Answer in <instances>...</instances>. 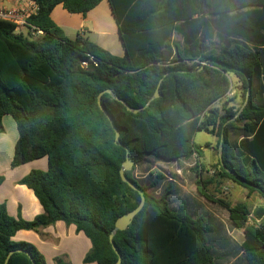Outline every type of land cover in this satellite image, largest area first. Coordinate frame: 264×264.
I'll return each mask as SVG.
<instances>
[{
    "label": "trees",
    "instance_id": "16d2710c",
    "mask_svg": "<svg viewBox=\"0 0 264 264\" xmlns=\"http://www.w3.org/2000/svg\"><path fill=\"white\" fill-rule=\"evenodd\" d=\"M34 1L39 9L28 22L42 35L18 33L0 20V134L10 115L19 135L12 169L47 158L46 171L34 169L19 182L33 191L43 213L28 221L0 204V264L12 251L8 264H47L33 244L14 237L57 222L90 240L84 263L115 264L110 235L141 202L121 179L127 157L134 168L126 176L146 201L129 228L114 236L121 264H264L263 216L250 224L246 204L214 199L207 188L227 180L264 200V0H108L123 57L82 35L69 39L51 18L58 5L86 16L104 0ZM175 33L183 48L173 44ZM216 38L224 42L219 51L211 46ZM231 76L242 107L251 83L243 109L228 98ZM106 90L122 101L101 96L118 142L99 107ZM198 132L216 136L218 149L223 138L215 180L203 177L210 171L201 162L205 147L194 142ZM193 159L198 198L228 211L231 225L244 231L240 247L226 229L217 233L215 223L223 225L207 208L205 215L191 213L186 200L193 196L163 183V175L140 180L134 174L138 166ZM195 202L193 209L202 206ZM55 264L71 263L57 258Z\"/></svg>",
    "mask_w": 264,
    "mask_h": 264
},
{
    "label": "crops",
    "instance_id": "0c3cea01",
    "mask_svg": "<svg viewBox=\"0 0 264 264\" xmlns=\"http://www.w3.org/2000/svg\"><path fill=\"white\" fill-rule=\"evenodd\" d=\"M51 18L71 40L82 35L115 56L123 57L126 54L108 0L102 1L86 16L70 14L62 5H58L53 10ZM92 37H95V40ZM2 122L4 132L0 134V177H3V181L0 182V204H6L11 216L16 218L21 216L30 221L42 214L43 208L33 191L19 182L39 165L41 170L46 171L48 160L47 164L45 161L47 158H43L12 169L11 162L19 137L18 130L10 115L4 116ZM14 240L33 244L44 255L47 264H55L57 258H63L71 264H86L84 258L92 247L90 240L84 234L78 233L75 226H67L63 222H57L41 229L40 232L21 231Z\"/></svg>",
    "mask_w": 264,
    "mask_h": 264
},
{
    "label": "rangeland",
    "instance_id": "374dc122",
    "mask_svg": "<svg viewBox=\"0 0 264 264\" xmlns=\"http://www.w3.org/2000/svg\"><path fill=\"white\" fill-rule=\"evenodd\" d=\"M92 39L95 40V37H92ZM173 44H178L181 48L184 47L183 39L181 36H179V34L174 35ZM223 45L224 42L216 38L211 46L213 49L219 51L222 49ZM231 80L232 90L231 93L228 95V98H235V101L232 105L237 110H239L242 107L243 99L241 97V91H238V89L236 88H239L240 86L238 85L235 76H231ZM215 106H221V103L216 104ZM194 142L197 145L205 147L204 156L201 159V162L210 172H203L204 179L215 180V174L218 172L216 166L219 160L218 138L205 132H198L194 137ZM208 145H210L211 147H207ZM45 161L47 164V159H45ZM195 162V159L182 164L155 162L148 169H146V166L136 167L134 174L135 177L140 180H143L151 174L153 175V178L157 175H163V183H173L177 185V187L181 190V194L193 196L189 198L190 200H186L188 209L189 211H191V213L197 216L205 215V212L208 209L224 227L223 228L220 226L219 228L220 224L218 225L217 223H215L216 227L218 228L217 233H222V235H224L226 229V232L232 241V245L240 247L244 239V231L241 229H236L231 225L228 211L218 204L210 203L204 198H198L199 196L197 194L195 183L196 176L191 171V168L195 166ZM36 169L41 170L40 165ZM207 188L209 194L213 196L214 199L225 200L229 202L232 206L241 203L246 204L250 209V224L259 223V221H256L258 215L263 216L262 218L264 219V200L261 199L258 195H249L247 190L227 180L223 181L221 186L217 185L215 181H212L210 184L207 185ZM163 189L164 188L159 189L157 190V192L160 193ZM171 198L173 199L174 197L172 196ZM198 200L201 202L200 204L202 206H198L196 209H193L192 206L196 205V202L194 203V201L198 202ZM176 203L178 204V202ZM204 204L206 207H204ZM196 211L198 212L197 214ZM230 259V262L234 260V258ZM235 262L236 264H247L246 261H237V259H235Z\"/></svg>",
    "mask_w": 264,
    "mask_h": 264
},
{
    "label": "water",
    "instance_id": "95a60500",
    "mask_svg": "<svg viewBox=\"0 0 264 264\" xmlns=\"http://www.w3.org/2000/svg\"><path fill=\"white\" fill-rule=\"evenodd\" d=\"M250 87H251V83H249V89H248V92H247V95H246V100L244 102V105L243 107L247 104L248 100H249V96H250ZM104 93H107V94H110L111 96H113L117 101H120L122 102L113 92L112 90H106L105 92L101 93L99 98H98V102H99V107L101 108L102 112L108 116L115 132H116V142L119 141V137H120V133L118 131V129L116 128L115 126V123L114 121L110 118V116L108 115V113L106 112V110L102 107V104H101V96L104 94ZM159 96V93L158 91L156 92L155 96L153 99L157 98ZM242 107V109H243ZM128 110H131L130 107H127ZM135 113L138 112V110H135L134 111ZM222 151H223V138L221 139L220 141V145H219V159L221 160L222 159ZM134 166V163L132 161H130V159L127 157V160L126 162L123 164V167L120 171V175H121V179L123 182L127 183L132 189H134L135 191H137L140 195H141V202L139 204V206H137L134 210H132L131 212L123 215L122 217H120L116 224H115V228L114 230L112 231L111 235H110V241L112 243V246H113V249L115 250V252L118 254L119 258H118V261L115 263V264H121V261H122V257L120 255V253L118 252L115 244H114V236L116 235L117 232L119 231H125L129 228V226L131 225L132 221L134 220V218L142 211L144 205H145V201H146V197L144 195V192L139 188L137 187L132 181H130L127 176H126V172L128 171H131L132 168ZM18 251H22V250H18ZM15 252L12 251L9 253V255L7 256L6 258V261H5V264H8V261L10 259V257L14 254ZM29 257L31 258L30 254H28Z\"/></svg>",
    "mask_w": 264,
    "mask_h": 264
},
{
    "label": "built area",
    "instance_id": "2783aa9c",
    "mask_svg": "<svg viewBox=\"0 0 264 264\" xmlns=\"http://www.w3.org/2000/svg\"><path fill=\"white\" fill-rule=\"evenodd\" d=\"M38 9L34 0H0V20L13 23L18 33L40 36L43 32L28 22Z\"/></svg>",
    "mask_w": 264,
    "mask_h": 264
}]
</instances>
